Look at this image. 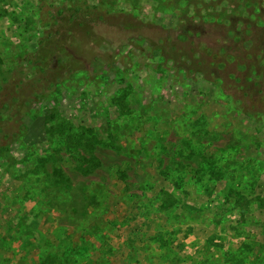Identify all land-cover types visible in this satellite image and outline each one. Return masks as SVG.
<instances>
[{"label": "rangeland", "instance_id": "obj_1", "mask_svg": "<svg viewBox=\"0 0 264 264\" xmlns=\"http://www.w3.org/2000/svg\"><path fill=\"white\" fill-rule=\"evenodd\" d=\"M77 2L85 68L0 122V264H264V0H0V89Z\"/></svg>", "mask_w": 264, "mask_h": 264}, {"label": "trees", "instance_id": "obj_2", "mask_svg": "<svg viewBox=\"0 0 264 264\" xmlns=\"http://www.w3.org/2000/svg\"><path fill=\"white\" fill-rule=\"evenodd\" d=\"M99 5L77 2L69 8L48 9L46 13L49 18L42 23L43 34L37 40L36 49L19 56L9 80L1 85L0 122L8 119L19 126L20 116L42 100V87L50 89L57 78L85 68L83 50L88 48L87 42L97 40L87 31L98 26L105 14H109L107 11L100 13ZM170 45L164 42L162 46H153L160 51L163 61H168V55L173 54ZM186 57H189V61H197L192 54ZM54 58L55 66L51 62ZM14 130L0 129V135L9 136Z\"/></svg>", "mask_w": 264, "mask_h": 264}]
</instances>
